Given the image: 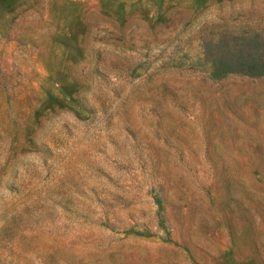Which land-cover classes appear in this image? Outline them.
Masks as SVG:
<instances>
[{
  "label": "rangeland",
  "instance_id": "374dc122",
  "mask_svg": "<svg viewBox=\"0 0 264 264\" xmlns=\"http://www.w3.org/2000/svg\"><path fill=\"white\" fill-rule=\"evenodd\" d=\"M0 264H264V0H0Z\"/></svg>",
  "mask_w": 264,
  "mask_h": 264
},
{
  "label": "trees",
  "instance_id": "16d2710c",
  "mask_svg": "<svg viewBox=\"0 0 264 264\" xmlns=\"http://www.w3.org/2000/svg\"><path fill=\"white\" fill-rule=\"evenodd\" d=\"M227 70H221V69H214L211 73L213 76L217 77V76H222L226 74Z\"/></svg>",
  "mask_w": 264,
  "mask_h": 264
}]
</instances>
